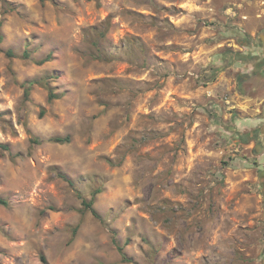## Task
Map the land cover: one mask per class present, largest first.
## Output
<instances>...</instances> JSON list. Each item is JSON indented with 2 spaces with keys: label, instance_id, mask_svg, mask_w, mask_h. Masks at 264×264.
<instances>
[{
  "label": "rangeland",
  "instance_id": "rangeland-1",
  "mask_svg": "<svg viewBox=\"0 0 264 264\" xmlns=\"http://www.w3.org/2000/svg\"><path fill=\"white\" fill-rule=\"evenodd\" d=\"M0 146V264H264V0H0Z\"/></svg>",
  "mask_w": 264,
  "mask_h": 264
},
{
  "label": "trees",
  "instance_id": "trees-1",
  "mask_svg": "<svg viewBox=\"0 0 264 264\" xmlns=\"http://www.w3.org/2000/svg\"><path fill=\"white\" fill-rule=\"evenodd\" d=\"M92 30H96V29H92ZM97 33V32H96ZM101 37H104L105 36V33H100ZM97 47H98V43L95 44ZM9 56H13V53L12 52H9ZM23 58L24 59H29L31 58V54L30 52L27 50L24 54H23ZM52 57L51 55L48 56L47 58H45L44 60L38 62L37 64L38 65H43L49 61H51ZM35 85H38L44 89H46L48 92H49V102H53L54 100H57L60 98L59 95H56L54 93V90L50 87L49 83H48V80L47 79H40V80H33L29 83L26 84V89H25V99H29V96H30V93H31V90L33 88V86ZM44 113L45 111L42 110L41 112V115L44 116ZM245 137H248V139H244ZM258 138V135L255 131L251 132L249 135H246V136H242V135H239V139L237 141H235V143H243V142H249L251 139L252 140H257ZM251 140V141H252ZM32 144H37V145H41V144H44V143H53V144H59V145H65V144H70L71 143V138L70 136H66V137H53V138H50L48 140H41L39 138H33L32 141H31ZM0 148L6 150V151H10L9 147L7 146H0ZM23 155L22 154H18V155H11V158L12 159H17V158H20L22 157ZM64 180L68 181L70 185H73L71 181H69L64 175H60ZM102 193V190L100 188L96 189L93 193V197L91 199V201H86V200H83V205L85 207V210L87 211H90L94 217L100 219L101 216L97 213V211L94 209V204H95V199H96V196L98 194ZM0 205L2 206H5V207H8L10 206V203L7 199H3V198H0ZM119 251L121 252L122 256H123V259L125 261H128L129 259L126 258V254L124 253V248L123 247H119ZM43 260V263L44 264H48L47 260L43 257L42 258Z\"/></svg>",
  "mask_w": 264,
  "mask_h": 264
}]
</instances>
